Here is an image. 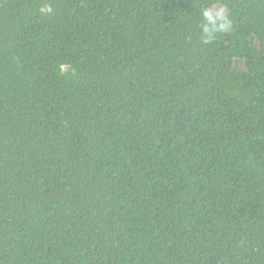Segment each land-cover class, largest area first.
Wrapping results in <instances>:
<instances>
[{"label":"trees","instance_id":"16d2710c","mask_svg":"<svg viewBox=\"0 0 264 264\" xmlns=\"http://www.w3.org/2000/svg\"><path fill=\"white\" fill-rule=\"evenodd\" d=\"M0 264H264V0H0Z\"/></svg>","mask_w":264,"mask_h":264},{"label":"clouds","instance_id":"9594fccd","mask_svg":"<svg viewBox=\"0 0 264 264\" xmlns=\"http://www.w3.org/2000/svg\"><path fill=\"white\" fill-rule=\"evenodd\" d=\"M50 11L51 9L48 7H41L40 9L42 14H48ZM201 16V41L205 45L214 41L217 34L227 33L232 28V21L226 14V9L219 7L217 3H212L210 6L203 8ZM69 67L67 64H61L60 71H67Z\"/></svg>","mask_w":264,"mask_h":264},{"label":"rangeland","instance_id":"374dc122","mask_svg":"<svg viewBox=\"0 0 264 264\" xmlns=\"http://www.w3.org/2000/svg\"><path fill=\"white\" fill-rule=\"evenodd\" d=\"M219 7H222V6L219 5ZM235 65H236V67L239 68V69H244V68H245V63H244V61L237 60V61L235 62Z\"/></svg>","mask_w":264,"mask_h":264}]
</instances>
